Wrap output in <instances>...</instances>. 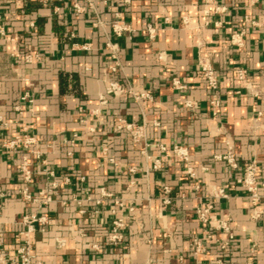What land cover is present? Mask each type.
I'll return each mask as SVG.
<instances>
[{"label":"crops","instance_id":"crops-1","mask_svg":"<svg viewBox=\"0 0 264 264\" xmlns=\"http://www.w3.org/2000/svg\"><path fill=\"white\" fill-rule=\"evenodd\" d=\"M116 14L131 32L114 34ZM149 25L156 28L154 38ZM234 34H241L242 45L232 44ZM109 44L118 48L116 71L110 69ZM27 53L39 58L27 62ZM201 56H210L221 76L217 113L198 71ZM235 67L246 69L245 80L236 77ZM174 77L185 88H174ZM110 80L147 89L154 100L138 104L125 94L101 104ZM79 107L99 111L84 123ZM0 117L6 122L0 121V230L9 254L17 247L22 215L38 211L50 220L45 232L32 237L44 264H264V198L261 216L252 218L239 182L253 160L264 182V0H0ZM117 117L146 122L145 141L134 144L126 130L115 131ZM23 130L37 138L42 158L56 171L59 187L48 205L20 196L24 150L3 142ZM158 143L186 146L195 178L183 163L164 156ZM104 144L115 162L104 158ZM230 148L236 168L217 158ZM155 158L162 168H154ZM30 159L31 190L37 192L49 182L42 160ZM165 185L171 189L168 204L162 202ZM220 187L226 195L213 197ZM102 188L112 197L98 203ZM209 203L212 218L226 220L232 238L215 221L198 219L197 209ZM116 218L125 227L115 245L109 235ZM195 239L203 252L195 251Z\"/></svg>","mask_w":264,"mask_h":264},{"label":"built area","instance_id":"built-area-1","mask_svg":"<svg viewBox=\"0 0 264 264\" xmlns=\"http://www.w3.org/2000/svg\"><path fill=\"white\" fill-rule=\"evenodd\" d=\"M204 4L211 5L213 4V0H203ZM77 11H80L82 8L76 5ZM215 11L219 10L218 6L214 7ZM33 24V23H32ZM112 29L114 34L117 36H123L132 31L130 26L124 22V20L120 17L119 14H116V18L112 21ZM149 37L154 38L156 35V28L149 25L148 26ZM241 34H234L231 37V42L234 45H242L241 42ZM111 46V56L114 61V64L111 65L112 71H116L120 65V57L118 54V48L116 44H109ZM83 48L86 49L87 46L83 45ZM35 58H39V55L33 53L25 54V60L27 62H33ZM159 58L165 60V56L163 54H159ZM198 71L206 82L208 89L210 90V98L209 104L213 111V113H217L220 109L221 100L218 95L220 86H221V76L218 73V70L215 68L214 64L211 61L210 56H201L198 62ZM236 77L240 80H245L247 77V71L242 67H235L233 69ZM172 84L174 88L182 89L185 88L180 80L176 77L172 78ZM131 96L138 104H143L145 101H153V94L147 89H139L133 86H126L119 82L118 80H110L106 86V90L104 94L100 95V103H107V96L119 97L122 95ZM24 99H28L27 96ZM185 105L187 107L194 108L196 107V103L193 101H186ZM16 110L21 112V106L17 105ZM99 110H89L87 111L83 107H79V113L81 114V122L87 123L88 117L91 115H96ZM1 125L6 126V122L0 117ZM158 124V122H155ZM92 131V128H89ZM114 130H126L130 140L134 144H142L147 137V123L146 122H134L129 121L122 117H117L114 122ZM77 135H74V138L69 140L70 145L75 144V138ZM3 145L7 148H20L24 150V154L22 156L20 162V172L22 177V186L20 189V196L23 200L36 203L39 205H48L53 201L52 194L59 187V181L57 179L56 171L49 167L48 161L46 158H42V151L38 148V140L35 136L25 132H21L20 134L15 135L14 137L5 140ZM157 148L162 152V154L170 159L178 160L185 165L186 173L190 178H195L196 172L193 166L191 165V154L189 149L181 144H176L173 147L169 148L163 143H158ZM102 152L104 154V158L115 162L114 158L108 156V146L106 144L102 147ZM33 154L36 158L42 160V165L45 171L46 178L49 182V186L47 188H42L37 192H33L31 190V186L34 183V169L33 162L30 159V155ZM218 159L225 160L226 163L232 167L236 168L238 166L235 154L233 150L230 148L226 154L218 155ZM163 164L160 158L154 159V168H162ZM131 172L135 171L134 167L130 168ZM259 166L256 160L248 163L245 168L243 175L240 177L239 182L243 186V188L247 191V196L253 206L252 218L258 219L263 210L259 209V203L262 198H264V182H260L259 177ZM70 177L66 176L64 178V183L70 182ZM81 180L85 181V177L82 176ZM260 188L262 189V193L260 192ZM171 191L169 186H163L162 192L163 196V204L170 203V198L168 197L169 192ZM224 188L220 187L214 189L212 196L213 197H221L225 196ZM5 193L0 189V198H3ZM111 198L112 194L108 192L105 188L101 189V198L97 200L98 203H101L104 198ZM90 197L88 196V199ZM116 204H122L120 199H114ZM212 204H207L205 207H199L197 209V217L198 219L205 225L212 224L213 221L214 227L217 230H223L227 232L230 238L233 235L230 232L229 224L224 219H216L212 218ZM1 217V216H0ZM22 228L15 233L14 238L17 241V247L15 249L14 254H9L4 248V233L0 230V264H44V262L37 257L34 251V243L32 237L37 232H45L50 220L47 213L42 212H26L22 215L20 221ZM124 227L125 222L122 218L114 219L112 223L111 232L109 235V240L113 244H120L124 239ZM212 235L209 234V237ZM62 244V243H60ZM229 242H225L222 244V248H226ZM193 246L196 252H203L205 250V246L203 242L198 239L193 241ZM251 264V263H249Z\"/></svg>","mask_w":264,"mask_h":264}]
</instances>
